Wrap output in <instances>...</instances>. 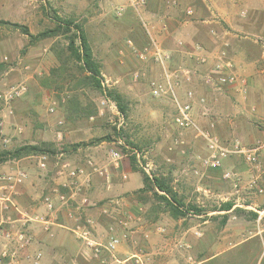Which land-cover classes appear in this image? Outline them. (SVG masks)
Instances as JSON below:
<instances>
[{
  "label": "rangeland",
  "instance_id": "1",
  "mask_svg": "<svg viewBox=\"0 0 264 264\" xmlns=\"http://www.w3.org/2000/svg\"><path fill=\"white\" fill-rule=\"evenodd\" d=\"M122 2L123 0H0V57L2 58L0 90L21 80H24L28 85L25 95L8 105L0 104L2 120L0 153L12 151L25 144L50 142L58 149L57 147L68 146L69 140L88 142L94 138L109 137V140H105V148L102 151L109 150L113 144L114 148L124 155L123 158L127 162H129L130 156L135 155L138 166L143 168L146 173L170 178L172 187L177 191L178 197L184 204L185 215L180 218L185 219L184 222L187 224L195 225L208 218L211 221L214 234H217L222 226V215H224L217 210L220 205L225 201L234 200L236 195L240 197L239 201L242 203L252 202L249 197L254 195V191L245 187V179H243L240 183L241 191L238 194L235 193L231 181L224 179L221 173L217 174L214 182L202 179L206 168L203 166L190 168L189 165L193 164V160L190 161L191 163L189 162V154L182 153L181 149L174 146V136L183 130L178 129L173 123L175 109L170 99L153 98L149 94H146L145 97L141 95L144 90V92L146 90L149 92L148 79L158 76L159 70H156L155 65L151 62H139L125 44L128 38L132 39L137 46L142 45L144 41L142 42L143 29L140 22L133 18L134 16L126 18L125 14L121 17L113 15L112 6ZM255 4L256 9H260V13L256 12L258 15L255 16L257 18L252 27L247 26L245 31L240 30L237 33V46L246 54L250 53V55L247 54L245 60L257 61L260 59L259 64L261 68H264V1L256 0ZM241 10L246 9L241 7L239 12ZM54 14L63 18H71L82 25L92 47L93 56L101 65L102 85L105 88L117 90L124 97L126 104L124 117L118 112L114 102H108L104 106L100 105V101L105 97L103 92L84 82L80 83L85 73L80 71L76 62L68 61L64 69H58L53 74L50 73L51 68H57L61 63L57 60L55 52L50 51L51 47L61 53L62 59L66 57L67 40L64 35L46 38L44 46H40L38 49L41 50L45 47L47 51L42 54L43 56L40 55L36 66H32V62L27 61L30 63L31 71L38 67L41 68V73H34L33 79L29 82L21 77L23 72L20 70V59L25 54L27 47L21 38L25 34L22 33L21 28L3 23L2 18L17 20L21 22L20 25L26 26L28 29L29 27L35 29L37 24L35 25L34 21L40 17L43 22L40 27L41 30H44L54 26ZM246 15L247 10L245 11ZM91 19L93 22L88 24ZM95 21H97V25L94 29ZM7 30L12 37L9 45L2 42L3 34ZM2 44L8 49L1 48ZM34 54L36 55V53ZM37 55L39 54L37 53ZM50 55L56 59L54 66L49 64L48 56ZM4 57L7 59L5 60ZM134 73L138 74L136 79L133 78ZM262 74L264 75V72ZM114 81L116 83H113ZM263 86L264 82L255 80L251 90L246 87L248 91L244 95L243 104L251 112H253L254 106L257 109ZM130 93L134 95L133 101L127 98ZM73 97L81 102V108L95 110L94 113L89 117L78 113L71 120L66 119L63 112L64 105L68 99ZM53 101L56 104L54 105L55 111L50 113L48 107ZM59 120L62 121L61 124L58 123ZM202 125L204 127L206 124ZM70 130L76 132L70 139H66V134ZM58 133H62L61 138H58ZM183 134L177 135L183 140L187 139L185 133ZM3 137L7 139L4 145L1 140ZM229 140L227 139L226 142ZM201 143L204 146L202 140ZM102 151L99 150L97 153L100 155ZM82 154L84 153L82 152ZM82 154L77 156H82ZM195 154L198 159V157H204L205 152L196 151ZM15 160L16 158L6 155L4 160H0V163L3 162L10 166L14 164L12 161ZM19 164L22 167L26 164L32 167L33 160L28 158L25 162L20 161ZM196 170H199L198 173L195 172ZM52 174L53 171L50 170L46 176ZM134 196L135 205L128 209L130 211H137L138 207L142 209L140 213L142 220L134 235V238H138V243L134 244V247H142L149 252H154L156 260L161 262L163 254L157 251L158 243L151 244L152 246L149 247L148 241L142 237V228L155 224L149 222V219H159L162 225L169 229L171 227L173 231L181 229L182 225L175 224L170 214L164 210V205L151 197L150 193L138 192ZM118 200L123 204L125 199ZM260 205L263 206L264 202ZM189 206H195L201 211L188 210ZM121 207L124 208L122 205ZM206 212L211 213L205 214ZM250 212H241L239 216L245 220H251ZM254 223L252 222V224ZM259 225H264V214ZM154 233L156 232L152 230L151 234ZM245 234L248 235V231H243L242 237ZM204 246L205 241L198 244L197 248L198 250L203 249ZM223 247L226 246L221 244L220 248ZM130 249L131 247H128V251ZM202 254L198 253L195 258L200 259ZM263 254L264 243L262 244L259 238H254L239 249L227 251L222 258L204 264H236L238 259L240 260L239 264H259ZM83 263L88 264L84 261Z\"/></svg>",
  "mask_w": 264,
  "mask_h": 264
},
{
  "label": "crops",
  "instance_id": "2",
  "mask_svg": "<svg viewBox=\"0 0 264 264\" xmlns=\"http://www.w3.org/2000/svg\"><path fill=\"white\" fill-rule=\"evenodd\" d=\"M255 1L147 0L145 8L140 12L142 18L150 26L152 37L172 52L173 62H182L189 67L197 69V74L193 77L194 81L183 87L194 90L193 119L195 126L184 129V132H175L180 136L185 133L187 139L183 140L177 134L173 139L175 147L181 149L182 153L189 154V162L193 160V164L189 165V167H202L200 161L196 159L197 154L195 152H205V156L207 149L204 140L198 133V129L203 127L202 124H208L210 121L214 122V132L218 134L222 141L226 142L227 139H230V142L232 139H238L245 147L258 145L259 164L257 168L249 165L242 154L233 153L223 159L222 166L219 169L206 168L204 175L202 174V179L205 178L206 181L214 182V178L218 176L217 174L221 173L222 175L224 171L230 170L235 174L234 177L238 179V186L233 189L237 194L242 189L240 183L243 179H245V187L248 188L246 184L252 177L262 176L264 178V86L263 88L261 87L262 94L259 96L257 109L254 106L252 108L253 112H251L243 104L245 96L240 94L236 89H225L222 93L212 92L202 84L200 75L207 70V65L213 62V53L218 49L224 48L232 58L235 70L246 79L247 86L249 85L250 90L255 80L264 82V75L262 74L264 68H261L259 64L260 59L257 61L245 60L247 54L250 55V53L247 52L246 54V52L239 50L237 46V33L240 30L245 31L247 26L252 27L257 18L255 16L260 13V9H256ZM187 7L193 8L194 12L192 16L185 14ZM241 7L247 10L246 16V10L239 12V8ZM257 11L258 13H256ZM242 12L244 13L243 17L241 15ZM124 16L126 18L134 16L133 18L137 19L141 24L139 16L131 9H128ZM2 19L4 21L21 24L17 20H11L9 18ZM92 20L88 21V24L90 22L92 23ZM34 22L35 25L37 24V27L35 29L29 27L31 34H36L41 31L40 25L43 24L40 17ZM93 24L95 29L97 21ZM141 28L143 29L142 42H146L148 40V34L145 32L142 24ZM11 38L7 30L3 34L4 40L2 42L9 45ZM21 40L27 45L25 54L20 59V70L23 72L21 77L29 82L33 79L34 73H41V68L35 67L31 71L30 63H27V61H31L32 66H36V62L40 60L38 59L40 55L43 56L42 54L47 51L45 47L41 50L38 49V47L44 46L46 38L31 45L28 44L26 35H22ZM178 41H181L182 44H179ZM1 48L4 50L8 49L3 44ZM203 55L211 57L207 65L199 64L196 61L197 57ZM48 57L50 66H54L56 63L55 57L53 55ZM1 61L2 58L0 57V63ZM155 68L159 70L156 65ZM183 88L177 91L181 96L184 91ZM144 91L141 95L145 97L149 92L147 90L146 92ZM127 98L133 101V93H130ZM201 98H204L203 103L200 102ZM75 132L74 130L72 132L70 130L66 134L67 136L65 135L66 139H70ZM59 134L62 137V133ZM201 140L204 146H202ZM77 142L83 141L69 140L70 144ZM104 146L105 141H101L95 145L79 147L76 150L61 151L62 158L69 161L72 165L84 163L86 157H93L99 166L107 170V177L92 175L90 185L84 191L93 205L81 208L79 213L82 219L85 215L91 217L96 222L98 231L108 226V221L99 215L102 205H108L110 200L125 199L124 205H121L125 209L133 207L135 205L134 191L143 187L140 173L133 171L127 160L121 158L117 167L108 163L109 150L102 151L105 148ZM113 147L112 144L109 149ZM99 150L102 151L100 155L97 153ZM78 154H82V156H77ZM28 158L33 160L31 155H28L27 157L18 158L12 162H25ZM7 167L5 163H0V170ZM24 167L27 170L28 177L19 188V193L14 196L21 213L13 210H0V233L6 229L14 230L20 227L26 230L32 240L28 254H24V252L17 253L19 258L17 262L19 264L32 263L30 255H33L36 250H41L43 253L41 264H82L83 261L90 264V261L86 260L83 257L84 255H82L83 247L81 243L76 240L70 231L75 219L68 217V207H63L60 210L58 224L50 226L48 231L43 229L40 222L34 220L36 216L47 213L44 197L53 193V189L61 180V178H56L54 164H51L48 169V171H53L51 176H46L48 171H40L37 169L34 160L32 167L28 166V164ZM198 171L196 170L195 172L198 173ZM249 198H251L252 202L242 203L239 201L240 197L236 195L235 199L232 200L233 205L231 209L219 211L222 214L226 213L228 217L217 234H214L211 221L208 218L202 220L198 225L187 224L183 218H171L178 226L182 225L181 229L178 228L179 230L177 231H173L171 227L170 229L166 228L159 219H149V222L161 225L164 228V232L151 234L148 245L150 247L152 246L151 244L158 243L157 251L163 254L161 255V263L163 264H204L211 260L222 258L227 251L239 249L248 241L254 240V238H259L263 244L262 233L264 232V225H259V221L264 214V205H260L264 202V192L261 194L254 192V195ZM235 207L246 212H254L257 216L255 219L245 220L233 211ZM73 211L78 213L76 209H73ZM210 213L206 212L205 214ZM252 222L255 223L252 224ZM193 231H199L200 236H194ZM243 231H248V235L245 234L242 237ZM203 241H205L204 248L198 250L197 245ZM221 244L226 247L220 248ZM4 245L11 247L14 243L13 245L12 243L8 244V241L3 239L0 242V249ZM184 245H188L189 247L185 248ZM128 247L127 242L120 244L118 253L120 257H124L128 252ZM197 252L200 254L203 253L198 260L195 258L198 254ZM27 255L30 257L26 258ZM239 262L240 260L238 259L236 264H239Z\"/></svg>",
  "mask_w": 264,
  "mask_h": 264
},
{
  "label": "built area",
  "instance_id": "3",
  "mask_svg": "<svg viewBox=\"0 0 264 264\" xmlns=\"http://www.w3.org/2000/svg\"><path fill=\"white\" fill-rule=\"evenodd\" d=\"M147 0H123L112 6V13L115 17H121L128 9L133 10L140 18L141 24L148 34V40L142 45L137 46L132 39L125 41L127 47L132 51L137 60L141 63L151 62L159 68L158 76L148 79L149 94L153 98H168L172 101L175 109L173 116L174 125L184 130L195 126L193 119V99L194 90L192 88H183L186 84H191L193 77L197 74V69L189 67L182 62H173V54L166 49L158 40L151 35V29L147 21L142 18L141 11L145 8ZM193 8L187 7L185 14L193 15ZM243 16L244 13L242 12ZM182 44L181 41H178ZM210 56L203 55L196 58L197 63L207 65ZM213 62L207 65V70L202 73V84L208 87L212 92L222 93L225 89H236L240 94L246 95V79L238 74L235 65L226 51L221 48L212 55ZM6 60L7 58L4 57ZM137 73L133 78L136 79ZM103 83V82H102ZM113 83H116L114 81ZM107 85V84H106ZM183 88L182 96L178 90ZM28 91V85L24 80L11 84L3 90H0V104L8 105L12 101L19 99ZM112 103L107 97L102 98L100 105ZM204 102V98L200 99ZM55 102L53 101L48 111H55ZM114 105V104H113ZM62 123L61 120L58 121ZM2 133V120L0 117V134ZM199 135L205 142L207 154L204 157H198L203 167L208 169H219L222 161L228 155L240 153L245 161L252 167H258V145L245 147L241 145L238 139H232L225 142L220 139L214 132V122L210 121L205 127L198 129ZM2 136V135H1ZM61 138L60 134H57ZM3 145L7 142L6 138H1ZM123 154L114 147L108 151V163L115 167L123 158ZM34 164L40 171H48L49 166L54 164L56 168V178H61L60 182L53 189V193L44 197V204L47 210L45 215H39L34 218L41 223L44 230L48 231L50 226L58 224L59 212L63 207H68V217L75 219L70 231L83 247V257L90 261V264H163L157 261L154 252H149L142 247L135 248L134 244L138 243V238L134 235L138 231V225L142 218L140 213L142 209L130 211L128 208H122L119 200H110L108 205H102L100 216L108 221V226L100 231L97 230L96 222L89 216L85 215L83 219L79 216L81 208L90 207L89 197L85 194L84 189L90 185L92 175L107 177V170L99 166L93 157H86L84 163L71 164L62 158V152L53 154L48 152L32 154ZM223 178L230 180L232 186L237 188L238 179L233 172L226 170L222 174ZM28 177L27 170L19 162L0 170V210H13L21 213L14 196L19 193V188L24 184ZM248 189L255 193L264 192V178L262 176L252 177L247 182ZM76 209L78 213H75ZM82 213V212H81ZM76 214V215H74ZM81 215V214H80ZM142 228V226H141ZM152 230L156 233H163L164 228L158 224L147 225L142 228L141 234L145 241H148ZM194 236H200L199 231L192 232ZM5 239L8 244L14 243L13 246H3L0 249V263L2 264H19L17 262L18 252L28 254L31 245V237L24 228H15L14 230L6 229L0 233V242ZM127 242L131 249L124 255L119 256V246ZM179 246V245H177ZM188 248V245H184ZM33 264H41L43 253L37 250L30 255ZM29 255L26 258L30 257ZM54 264V263H51Z\"/></svg>",
  "mask_w": 264,
  "mask_h": 264
},
{
  "label": "trees",
  "instance_id": "4",
  "mask_svg": "<svg viewBox=\"0 0 264 264\" xmlns=\"http://www.w3.org/2000/svg\"><path fill=\"white\" fill-rule=\"evenodd\" d=\"M53 20V27L41 30L36 34H31L26 26L20 25L18 23H11L8 21L2 22L10 24L17 28H21L22 33L25 34L28 38L29 45L45 38L64 35L67 40L66 57L65 59H62L61 53L56 52L54 48L51 47V51L55 52L57 60L61 63L57 68H51L50 73L53 74L58 69H64L68 61L76 62L80 71L85 73V76L80 81V83L84 82L86 83V85H89L103 92L105 97L114 102L118 112L124 117L126 115V104L124 101V97L117 90L112 88H105L102 85L101 65L98 63V61L95 60L93 56L91 45L88 42L86 33L82 25L76 23L71 18H63L56 14H54ZM80 105L81 102L76 97L68 99L64 105L63 111L65 118L71 120L72 117L77 116L78 113H83L86 117H89L95 111L87 110V108H81ZM105 140H109V137L94 138L88 142L72 143L68 146L57 147L58 149H56L54 147V144L50 142H41L40 144H25L13 149L12 151H2L0 153V160H4V157L6 155H9L10 158L17 159L23 156L43 152L53 154L55 152L76 150L79 147L95 145ZM129 162L131 169L140 173L143 182V187L135 190V194L138 192L145 194L150 193L151 197L155 198L158 202L164 205V210L168 212L172 218L177 219L185 215V211H183L184 204L182 203L181 198L178 197L177 191L172 187L170 178L165 176L150 175L146 173L143 168L138 166L135 155L130 156ZM232 205V201H225L217 210H229L232 208ZM187 209L196 212L201 211L195 206H189ZM233 211H235L237 214L244 212V210L237 207H235ZM223 214L222 226L225 224L228 217L226 213ZM249 214L251 215L252 219H255L257 216V214L254 212H250ZM259 264H264V254Z\"/></svg>",
  "mask_w": 264,
  "mask_h": 264
}]
</instances>
